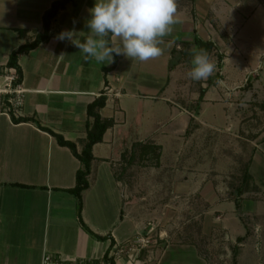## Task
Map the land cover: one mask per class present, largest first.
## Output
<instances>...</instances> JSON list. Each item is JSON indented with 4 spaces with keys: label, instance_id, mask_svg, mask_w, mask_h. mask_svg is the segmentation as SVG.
I'll list each match as a JSON object with an SVG mask.
<instances>
[{
    "label": "crops",
    "instance_id": "1",
    "mask_svg": "<svg viewBox=\"0 0 264 264\" xmlns=\"http://www.w3.org/2000/svg\"><path fill=\"white\" fill-rule=\"evenodd\" d=\"M54 1L0 0V69L12 52L43 32L42 16ZM176 3L179 23L160 42L162 54L157 58L141 62L120 55L111 68L113 62L101 65L85 59L69 42L56 40L65 29L87 31L85 21L94 0H72L51 21L47 39L18 56L22 104L16 110L0 113V264H43L45 256L107 262L103 259L107 253L114 264H213L206 256L213 248L209 242L203 249L189 243L195 248L167 245L146 250L141 257L127 253V243L144 228H150L148 220L167 221L171 212L173 221L181 201L188 204L190 215L198 221L197 235L223 236L229 245L243 238L236 244L235 264L264 262L257 243L258 231L264 232V112L260 104H253L250 112L239 111L236 102L222 96L219 85L224 80L221 70L226 55L218 51L211 37L218 34L220 39L230 41L221 31L220 21L233 31L243 2ZM194 38L214 45L215 49L207 53L213 62L221 56L217 68L221 78L210 86V77L193 81L188 76L185 80L187 74L177 76L175 72L177 67L190 71L192 65L181 53L193 50ZM111 42L119 43L115 37ZM173 59L176 63L170 66ZM170 81L171 96L165 94ZM2 82L0 78V85ZM215 88L221 94L219 98L209 95ZM201 89L205 92L200 98ZM223 89L228 91L227 87ZM187 92L191 96L184 99ZM99 97L105 98L99 115L112 124L102 141L91 148L89 185L79 201L69 190L75 186L81 163L46 129L74 143L80 153L87 122L92 121L87 117V106ZM220 124L223 128L219 129ZM222 139L233 140L234 151L239 153L235 156L237 162L244 149L249 150V179L241 188L240 214L233 199L220 193L222 178L218 168L212 170V160L208 173L200 168L211 148L217 146L215 141ZM149 150L157 152L152 170L170 168L171 172V197L156 198L154 202L148 200V193L137 198L132 190L162 184L127 178V169L122 175L118 173L121 164L127 166L122 160L126 153L129 158L140 159ZM239 170L236 175L243 173V165ZM147 171L145 166L136 169L138 176ZM150 205L158 206L149 209ZM164 205L171 206V211Z\"/></svg>",
    "mask_w": 264,
    "mask_h": 264
},
{
    "label": "rangeland",
    "instance_id": "2",
    "mask_svg": "<svg viewBox=\"0 0 264 264\" xmlns=\"http://www.w3.org/2000/svg\"><path fill=\"white\" fill-rule=\"evenodd\" d=\"M242 2V9L236 22L237 26L233 31L229 28V24L224 23L223 20L220 21L221 31H225L228 34L230 41L226 42L224 39H220L218 34L211 36L212 41H215L218 45V51H223L226 55L225 64L221 70V73L224 74V80L219 86L222 90V96L226 97V101L228 102H236L239 111L243 110L247 113L251 111V106L253 104H260V111L264 112V6L261 4L264 3V0H242ZM240 17L242 18L240 19ZM192 58L193 57L187 56L185 59L184 57L186 60L185 62L190 64ZM175 59L169 62L170 66L175 65ZM214 63L216 68L213 75L210 76V79L213 81L212 84L219 81V79H215L218 66L216 61ZM176 70L177 71L175 72L177 73V76H181V73H183V75L187 74L183 79H188L189 69L177 67ZM171 85H173L172 81H170L169 91L167 89L165 92V94L169 96H171L169 93ZM208 85L210 86L211 84ZM223 87H227L228 91H225ZM235 88L237 91H232ZM217 91L218 89L215 88L210 91L209 95H211L212 98H219L221 94ZM231 95H233L232 97L236 101L231 99ZM184 96V99H187L191 94L187 92ZM215 108H217V106ZM215 108H213V110H215ZM226 108L229 112L232 111L228 106ZM220 128H223L222 124L219 125V129ZM232 142L233 140L227 141L223 139L218 140L217 142L215 141V144L218 143L217 146L211 148L210 156L206 157L204 161L202 160L200 167L201 169L205 168V171H207L209 168V162L212 160V170L218 168L220 178H222L220 180V193L223 194V197L229 198H232L231 195L236 192L237 186L240 185L239 180L240 175L242 174L236 175L240 173L239 167L240 165H243V168H245L249 157V150L245 148L244 153L239 160L240 162H237L235 156L239 153L234 151L235 144H232ZM221 145L224 147H221ZM219 146L220 150H217ZM147 153L146 157L140 159H130L128 157L129 154L126 153V156L123 157L122 160L127 163V166L121 164L118 167V171H120L117 172L122 175L127 169V178L133 177V180L136 179V181L144 180L142 181L143 183L148 181L154 184H162V187H160L161 185H156V188L142 186L141 188L133 189L132 192L135 197H146L148 193V200L150 202H154L156 198L167 199L171 197L170 189L168 188V183L171 178V172L169 171L170 168L157 172L152 170L157 161V152L149 150ZM138 166H145L148 170L146 174L141 175L142 177L140 175L139 177L136 172ZM208 172L209 171H207V173ZM212 174L214 176L216 172L213 171ZM237 178L239 179L237 180ZM187 205L188 204H183V201H181L179 211H177L173 221L171 220V212H169V220L167 219V221H159L156 219L148 220L150 228H144L139 235L127 243V253L132 252L141 257L146 250H151V248H166L167 245L170 246H168L169 248H195L196 246L197 248L203 249L204 244L209 242L213 245V248L211 252L206 253V256L211 263L235 264V256L237 255L238 249L236 248V244L238 242H233L232 245H229V240L223 236L216 235L209 238H203L197 235V233L200 232L195 229L198 221L193 217L194 215H190L188 210L189 206ZM139 206L140 204H138V207ZM157 206L150 205L149 209H155ZM141 207L144 208L145 206L142 205ZM163 207L168 208L170 211L172 208L171 206L165 205ZM139 210L143 211L142 209ZM146 223L148 226V222ZM161 231L165 232L161 233ZM191 232L193 233L192 235ZM194 232L196 234H194ZM257 235V243L258 246L260 245L258 254L260 258H262V255L264 256V251L261 252L264 250V232L258 231ZM189 243H194L195 246ZM232 246L234 247L232 248ZM263 263L264 262L262 261L261 264Z\"/></svg>",
    "mask_w": 264,
    "mask_h": 264
},
{
    "label": "clouds",
    "instance_id": "3",
    "mask_svg": "<svg viewBox=\"0 0 264 264\" xmlns=\"http://www.w3.org/2000/svg\"><path fill=\"white\" fill-rule=\"evenodd\" d=\"M88 13L86 32L73 27L60 31L55 39L69 42L85 59L101 65L111 64L120 55L141 62L159 57L160 42L179 23L176 0H94ZM112 37L118 45L111 42ZM191 65L188 76L193 81L207 79L216 68L202 49L194 50Z\"/></svg>",
    "mask_w": 264,
    "mask_h": 264
},
{
    "label": "trees",
    "instance_id": "4",
    "mask_svg": "<svg viewBox=\"0 0 264 264\" xmlns=\"http://www.w3.org/2000/svg\"><path fill=\"white\" fill-rule=\"evenodd\" d=\"M71 1L72 0H56V1H54L51 4V6L49 7V9L46 10L42 16L43 32L41 34L37 35V37L34 39V41H32L31 43L24 44V45L20 46L16 51L12 52L9 55V58L5 64V67L15 69V72L17 75V80L15 83H20V81H21V70L17 64L18 56L22 53H26L29 50L35 48L39 43H41L47 39L51 21L54 19V17L57 15V13L60 10L64 9L65 6L67 4H69ZM191 45L193 46V50L190 52L186 51V52L181 53L182 58L185 57V59H186L187 56L193 57L194 50H201L202 49L206 53H209V52L213 51V49H215L214 45L211 42H202L201 40H199L197 38H194V41L192 42ZM190 55H192V56H190ZM217 60H218V62H217L218 68H220V60H221L220 55H218ZM116 62H117V58H116V56H114V61H113L111 68L116 64ZM107 70H108V68L104 69V71H107ZM220 78H221V76L218 73L215 74V79H220ZM208 83L212 84L213 83L212 79H209ZM204 92H205L204 89L200 90V95H199L200 98L202 97ZM104 105H105V98L99 97L87 106V117L89 119H91L92 121L89 123L87 122L86 139H85V143H84L83 148H82L80 153H77L74 143L63 139V137H61L59 134H55L54 132L46 129L55 137L58 145L68 148L72 152V154L81 163V168L78 169L76 172L75 186H74V188L69 190V192H71L73 195H75L79 199V201H80V197H81V192L83 190L87 189L88 185H89L87 178H88V175L90 173V165H91V161L93 159V156L91 153V148L94 144L102 141V137H103L104 132L112 124V121L105 120V119L103 120V119H101V117L99 115L98 111ZM20 121H27V119H22ZM147 152H149V151H146V154H148ZM248 179H249V175L247 173V167H245L244 171L241 175L240 185L236 188V192L233 195H231L238 214H240V212H239V209H240L239 199H240V195L242 193L241 188L243 185L248 183ZM78 211H80V205H79ZM78 217H79V220H81L79 212H78ZM85 229L87 231H89L86 227H85ZM97 238L103 239V240L105 239L104 237H97ZM242 240H243V238H237V242H241ZM103 259L105 261L111 263V264H114L112 257H108V253L105 254ZM233 262H234V260H233Z\"/></svg>",
    "mask_w": 264,
    "mask_h": 264
},
{
    "label": "built area",
    "instance_id": "5",
    "mask_svg": "<svg viewBox=\"0 0 264 264\" xmlns=\"http://www.w3.org/2000/svg\"><path fill=\"white\" fill-rule=\"evenodd\" d=\"M0 78L3 79L0 85V113H7L16 110L22 104V90L19 83H15L17 75L11 68H1ZM43 264H110L108 262H92L84 259H74L67 261L62 257L43 258Z\"/></svg>",
    "mask_w": 264,
    "mask_h": 264
}]
</instances>
